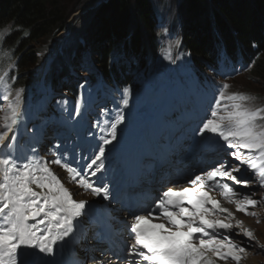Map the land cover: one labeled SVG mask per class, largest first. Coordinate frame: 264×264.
Wrapping results in <instances>:
<instances>
[{
    "label": "snow or ice",
    "instance_id": "6c2138e0",
    "mask_svg": "<svg viewBox=\"0 0 264 264\" xmlns=\"http://www.w3.org/2000/svg\"><path fill=\"white\" fill-rule=\"evenodd\" d=\"M10 34L6 28L0 40ZM180 41L170 43L165 49V59L172 61L171 50ZM9 72H0V89L4 90L0 107V264H37V259L54 257L58 246L76 240L80 218L87 216L92 208L86 200L77 201L52 172L49 163L61 166L71 181L90 191L103 201H114L113 190L104 181H90L106 171V151L117 141L118 128L125 123L123 109L129 106L131 89L125 88L119 102L120 110L112 118L97 120L96 143L91 149L88 162L74 167L67 161L65 152H53L57 158L51 162L35 155L18 156L16 132L23 118V88L15 89ZM228 84H223L197 126L194 135L210 134L222 147L232 149L228 155L233 163L219 162L215 166L194 174L186 185L169 186L143 214L133 213L125 222V231L131 242L125 248L124 261L133 258L132 264H217L231 261L240 264L247 249L236 243L234 236L243 235L254 239L253 232L243 229L242 222L233 224L234 214L224 208L221 201L210 193L219 190L229 204L245 215L255 216L260 201L253 199L255 192L241 193L235 185L248 186L253 181L238 179L233 173L241 168L250 171L255 183L264 189V107H250L253 99L248 94L232 93L225 96ZM222 101H227L222 105ZM80 115V106L74 108V116ZM71 119V117H70ZM11 134V135H10ZM91 135V133H90ZM59 149L61 145H54ZM238 162V163H236ZM227 181H231L230 185ZM264 199V196L261 197ZM108 206L106 205L105 208ZM159 210V212H157ZM110 220V215L104 213ZM223 216V219L213 217ZM162 218L167 222L155 223ZM108 220L105 222L107 223ZM238 229L235 234L233 228Z\"/></svg>",
    "mask_w": 264,
    "mask_h": 264
},
{
    "label": "trees",
    "instance_id": "16d2710c",
    "mask_svg": "<svg viewBox=\"0 0 264 264\" xmlns=\"http://www.w3.org/2000/svg\"><path fill=\"white\" fill-rule=\"evenodd\" d=\"M86 1L0 0V33L6 28L10 33L0 44L9 52L2 63L14 62L19 86L35 80L41 63L30 46L39 40H53L68 30L71 13ZM152 4V0H105L98 13L89 16L97 22V30L86 36L98 45L99 71L109 83L128 85L134 68L121 66L119 59L124 54L134 55L141 63L158 56L161 37L154 27ZM184 7L180 46L185 56L191 55L194 64L204 68L212 65L217 42L226 45L230 53L240 49L244 58L255 59L251 76L264 86V0H185ZM76 35L64 43L67 49L75 50ZM63 66L65 58L59 55L50 66L53 77L57 74L55 79L64 72Z\"/></svg>",
    "mask_w": 264,
    "mask_h": 264
},
{
    "label": "rangeland",
    "instance_id": "374dc122",
    "mask_svg": "<svg viewBox=\"0 0 264 264\" xmlns=\"http://www.w3.org/2000/svg\"><path fill=\"white\" fill-rule=\"evenodd\" d=\"M104 1L105 0H94V2H91V0H87L83 3L84 5L82 4L81 7L71 13V16L69 17V20L66 25V29L68 30L56 35L53 40H39L37 42H34L30 46L32 50L37 51V56L40 59L39 62H41L40 66H38L36 69L37 77L40 76L41 72L42 75H46L48 70L50 69V65L54 62L57 57H59V55H63V57L65 58V67L63 68L70 69L71 73L75 75V77L80 79H85L87 77V75L83 71L85 70V68H87V70L100 68L97 64L99 59L98 48L96 46L98 45L92 38H87L86 33L91 35L93 32H96L97 22L93 21L92 18L90 20L89 16H91L92 13H98L97 9ZM152 3L154 8V27H156V32L161 37V48L158 56L152 61L151 65L152 67H154L155 65L162 66L163 70H166L169 67H174L175 69H178L179 65L183 66L184 62L186 61L184 53L181 52V46L179 45V47L172 48V61L165 59V49L170 43H174L176 40L181 41L182 39L184 29L182 19L185 16L183 15V10L185 8V0H152ZM161 17L163 18V20L165 19L164 23L162 22V20L160 21ZM86 22L88 23L86 24ZM73 34H79L74 37V45H77L75 47L73 45L75 50L67 49V45H64V43H68L69 41H71ZM84 52H86L87 55L83 56ZM7 55V51L2 52L0 50V57H7ZM251 75H253L252 71L250 72V70H244V72H241L238 76L227 80V83H229L228 88L230 89V91L234 90L242 94L247 93L248 95L253 97V99L249 101L250 107H264V86L261 82H259V80L252 77ZM182 79L183 75H181L180 73H177L176 76L171 78L172 87L176 88V91L178 92V99L173 102L175 105H178V101L180 100V98L186 95V91L184 88V86L186 85L182 83ZM180 85L182 87L177 89V87ZM65 94H68L66 93V90L60 92L61 97L65 96ZM106 94L108 95H103V97H100L96 94L92 96L91 101H95L94 107L98 114H92L90 116L87 115L83 120L72 122L73 125H75L76 127H85L87 125L91 127L95 125L97 120H110L114 114V109L112 105L113 101L111 100L109 93ZM90 96L91 95L88 94V97ZM3 103H5L3 101V97L0 96V105H2ZM183 116L185 115L183 114ZM181 121H184V119H182ZM30 123L27 125V130H29V132L25 130L21 137L22 146L18 150V156L21 157H23V140H34L36 138V136L31 131ZM125 130L126 126L120 125L118 128L117 141H115L113 145L108 146V149L113 151V153L115 154L117 152L118 147L123 144V141L126 138V134L130 129L128 127L127 130ZM87 131H89L88 128ZM96 132V128H94V131L91 130L87 134L85 130L81 134H79L81 138H86L88 136L93 143L89 147L87 155L85 157V159L87 160L91 154V149L93 145L96 143ZM27 135L30 136V139L27 138ZM111 151H106V156L108 158H111L109 155ZM248 172L249 171H247L246 168H241V171L239 173H233V175H236L238 179L241 180L253 181L246 187L241 185L239 186L243 187V189L241 190L243 193H256V195L252 198L260 201V203L254 209L258 215L264 217V199L261 198L262 196H264V190L261 189L257 183H255L253 176H247ZM239 218L241 221H246L247 223L248 221L251 222L249 224L242 223L243 227H253L252 230L254 233V239H238L241 242V245L247 249L246 253L250 254L248 260L249 263L247 262V264H264V218L260 222L254 219L249 220L250 218Z\"/></svg>",
    "mask_w": 264,
    "mask_h": 264
},
{
    "label": "bare ground",
    "instance_id": "6f19581e",
    "mask_svg": "<svg viewBox=\"0 0 264 264\" xmlns=\"http://www.w3.org/2000/svg\"><path fill=\"white\" fill-rule=\"evenodd\" d=\"M162 20V22L164 23L165 21V19L163 20V18L161 17L160 18V21ZM41 72V71H40ZM158 84H159V86H160V82H158ZM149 99V98H148ZM151 100V99H150ZM148 101H146V103H147ZM126 142V144H125V148H124V150H128L129 151V149L130 148H133V146L135 145V140L134 139H128L127 141H125ZM220 149H222V146H221V144H216L215 145V147H214V150L212 151V153H215V152H219L220 151ZM131 156V152H127L126 154H124V156ZM225 157H226V155L224 154V159H225ZM227 158V157H226ZM215 162H219V160H216ZM226 162H229V159H226ZM71 194H72V196L73 197H76V194H75V192H70ZM89 195V194H88ZM81 197H83V200L85 199V197L84 196H81ZM92 197H88L87 199H88V201L89 202H91V201H93L92 199H91ZM249 211L251 212V211H253L252 209H250L249 208ZM235 216H237V221H240V222H244V223H247L246 221H241L240 220V218L239 217H244V218H250L249 220H251V219H254V220H256V221H258V222H260V221H262L263 219H262V217H258V216H252V215H245L244 213H242V212H239V211H236L235 212ZM249 223H251L250 221H248V223L247 224H249ZM253 228V227H252ZM252 228H250L249 230H251ZM245 229V228H244ZM246 229H248V228H246ZM238 230H236L235 231V229L233 228L232 229V233H230V234H235L236 232H237ZM239 231H241L242 232V230L240 229ZM252 232H253V230H252ZM236 237H240V238H242V237H244L243 235H240V236H234V239L236 238ZM236 241V243H238L239 244V242L237 241V240H235ZM243 255V258L241 259V261H240V264H247V262L249 263V257H250V254L249 253H244V254H242ZM49 259H51V260H55V256L54 257H49ZM48 259L46 258V257H44L43 258V261H41V262H46ZM229 263L228 264H235V262H233V261H231V259H229Z\"/></svg>",
    "mask_w": 264,
    "mask_h": 264
},
{
    "label": "clouds",
    "instance_id": "9594fccd",
    "mask_svg": "<svg viewBox=\"0 0 264 264\" xmlns=\"http://www.w3.org/2000/svg\"><path fill=\"white\" fill-rule=\"evenodd\" d=\"M256 216L261 217L260 215L257 214V212H256ZM263 218H264V217H262V219H263ZM246 224H247V223H246ZM248 227L250 228L251 226H248Z\"/></svg>",
    "mask_w": 264,
    "mask_h": 264
}]
</instances>
